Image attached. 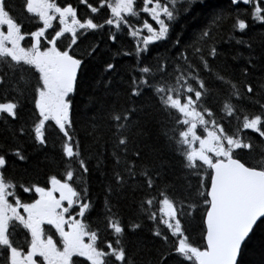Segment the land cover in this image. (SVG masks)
<instances>
[{"label":"snow or ice","instance_id":"snow-or-ice-1","mask_svg":"<svg viewBox=\"0 0 264 264\" xmlns=\"http://www.w3.org/2000/svg\"><path fill=\"white\" fill-rule=\"evenodd\" d=\"M18 6L0 0V264H242L254 238L264 253V0ZM124 36L135 48L108 49L77 119L78 74Z\"/></svg>","mask_w":264,"mask_h":264},{"label":"trees","instance_id":"trees-1","mask_svg":"<svg viewBox=\"0 0 264 264\" xmlns=\"http://www.w3.org/2000/svg\"><path fill=\"white\" fill-rule=\"evenodd\" d=\"M19 2L20 0H16V15L20 14L18 6ZM71 2L75 6L77 5L78 0H71ZM208 3L212 6L213 9H218L228 6L229 0H208ZM237 8L240 10L241 16L244 15V12L246 10H250V6H246L242 3L233 6L234 11ZM88 11L89 9H87L84 5H79L80 15H84ZM204 16L205 14H202L199 10H197L194 16H189L186 19L182 20L180 27L184 29L186 35H191V33L196 30L199 24L203 22ZM246 22L249 23L252 34H255L260 30V22H255L253 24L250 17L246 20ZM94 40H100V37L95 35L89 36L88 42H92ZM121 46L122 50L124 51L132 50L136 46V41L133 40L130 36L121 37V40L115 44L111 41L104 40L102 43H100V54H98V56L89 63L85 71L78 74L76 91L73 94L74 113L77 119L83 120L86 117L85 109L87 105L83 102L87 99L88 93L94 90V80L101 74V65L103 64L104 60L108 59V49L115 50V48ZM166 47H168L167 42H158L152 45V51L154 53L161 52ZM117 62L123 66H126L132 64L133 60L130 56H121L120 58H118ZM41 180H43V177H41ZM93 190L94 192H98L95 180H93ZM262 255H264V253H262L260 249L258 238H254L253 241L249 244L248 248L243 252L241 258L242 264H261Z\"/></svg>","mask_w":264,"mask_h":264},{"label":"rangeland","instance_id":"rangeland-1","mask_svg":"<svg viewBox=\"0 0 264 264\" xmlns=\"http://www.w3.org/2000/svg\"><path fill=\"white\" fill-rule=\"evenodd\" d=\"M110 2H111V0H110Z\"/></svg>","mask_w":264,"mask_h":264}]
</instances>
